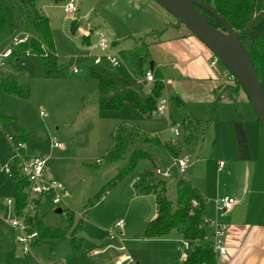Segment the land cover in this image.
Segmentation results:
<instances>
[{"label":"rangeland","instance_id":"obj_1","mask_svg":"<svg viewBox=\"0 0 264 264\" xmlns=\"http://www.w3.org/2000/svg\"><path fill=\"white\" fill-rule=\"evenodd\" d=\"M65 3L66 0H37L35 4L49 20L59 74L45 77V63L34 56H25L21 64L29 87L28 97L22 99L0 91V110L14 119L10 126L0 124V264H114L115 258L125 251L137 264H182L185 254L182 244L180 241L176 245L167 241L170 235L176 237L175 231L163 239H147L144 235L147 224L155 216L154 196L137 195L133 184L142 174L154 170L153 165L145 159L138 161L128 176L109 189L106 186L116 176V166L106 167L100 172L91 171L89 167L111 150L112 135L121 125L165 141L174 139L180 144L182 155L190 160V168L183 177L201 192L207 202L206 228L211 233L210 222L226 225L227 215L224 213L227 212L215 209L216 200L226 193L230 195V186L239 185L240 188L244 185L240 173L246 163L235 161L230 122L235 115L241 116L246 123L253 122V129L259 132V135L249 133L258 139L251 145V151L258 160L254 172V176L259 175L256 179H260L258 188L264 186V133L261 125L241 89L233 96L235 107L226 104L217 109L192 108L195 121L201 127L208 124L200 147L181 142V136L173 138L168 125L156 114L150 119L143 118L129 105L118 111H100L95 97L98 83L90 78L93 69L103 67L93 65L92 56L97 54L93 49L95 34L99 31L106 33L112 52L122 54L127 70L138 81L143 80L145 71H151L158 79L161 72L156 64L152 70L141 66L133 40L150 30L174 24L176 20L152 0H77V12L72 15L64 13ZM74 21L77 28L72 32ZM16 23L19 24L18 18ZM216 30L231 40L224 27ZM84 36H89L91 44L83 45ZM151 40L155 38L152 36ZM6 46L1 47L0 52ZM162 56L161 51L157 57ZM151 62L154 63L152 58ZM75 68L81 71L77 75L72 74ZM223 75V85L231 86L233 81L228 78L229 74L223 72ZM169 109L172 123L181 128L180 119L173 114L171 104ZM19 131L24 133L21 154L29 158H46L45 176L62 184L67 192L64 203L58 207L65 212L56 214L57 208L47 203L38 206L31 214L37 213L44 226L56 232L67 226V210L72 211L73 223L79 226L74 236L79 247L73 248L71 236L67 235L57 242L43 241L32 246L27 255L16 250V232L10 226V221L16 216V179L7 177L2 171L20 154L16 151L15 138ZM54 143L62 147L56 148ZM145 147L155 155L158 167L170 172L167 195L174 202L175 180L179 176L175 159L162 148ZM258 188L248 196L249 208L251 201L261 195ZM261 190L264 194V187ZM101 191V198L95 200ZM8 200L12 203L8 204ZM261 202H264V197L257 201V206ZM261 206L263 208L250 214L249 219L264 222V203ZM245 208L247 206L244 205ZM119 220L124 223L122 227H116ZM94 250L102 252L92 255Z\"/></svg>","mask_w":264,"mask_h":264},{"label":"trees","instance_id":"obj_2","mask_svg":"<svg viewBox=\"0 0 264 264\" xmlns=\"http://www.w3.org/2000/svg\"><path fill=\"white\" fill-rule=\"evenodd\" d=\"M196 1L209 6L234 31L247 51L264 91V0ZM36 2L37 0H0V50L17 33H23L28 37L25 43L11 45V54L0 66V91L22 99L27 98L29 94V87L25 81L21 64V59L25 57L27 52H29V56L39 58L45 63L47 68L45 77L51 78L59 74L49 20L36 8ZM197 10L214 29L223 30V26L208 11L202 8H197ZM17 18L19 24L16 23ZM76 28V21H74L71 25L72 32ZM173 30L192 35L181 23L175 21L174 24L150 30L133 40L134 48L138 52L143 68L149 67L151 63L150 46L163 42L164 38L168 36L167 33ZM152 36L155 38L154 41L151 40ZM146 38L149 40L148 42H146ZM89 42V36H84L83 44L89 45ZM119 54L124 61L122 54ZM216 64L219 71L231 75L221 62L217 60ZM146 72L142 73V77ZM90 78L98 83L95 97L100 111H118L125 105H129L141 117L149 119L155 114L158 100L164 90L161 79H155L152 83H147L144 80L138 81L130 74L126 66H120L116 69H93ZM232 85L221 84L218 88L217 97L220 98L221 94H224L232 103H236L233 96L242 88L235 79H233ZM169 101L174 109L173 114L180 119V131L183 139L181 142L194 143L195 147H200L208 124L201 127L199 122L194 121L187 106L178 97L172 96ZM13 121L14 119L5 116L0 110L1 125L10 126ZM15 138L17 143L24 145V133L22 131H19ZM112 141L111 150L94 166L89 167L91 171L100 172L106 167L116 166L117 174L108 183L106 189L113 187L128 176L135 169L138 161L145 159L153 165L154 170L145 172L133 184L137 195L154 196L155 217L145 228V238L163 239L168 237L171 231H175L180 240L189 245L182 264H217L211 244L205 240V237L211 234L206 228L208 225L206 200L200 191L182 175L175 180V201L173 202L171 197L167 195V182L169 180L155 175V170L158 168L157 159L145 147L152 145L162 148L173 159H179L183 157L180 144L175 143L172 139L165 141L155 135H143L134 132L126 125H121L114 131ZM131 145L133 147L127 153ZM22 149H18L20 155H22ZM15 179L14 211L16 216H19L27 204L26 181L18 175ZM102 192L95 196V200L101 198ZM90 204L92 205V202ZM67 211V226L56 232L46 228L37 213L27 216L26 222L30 230L38 233L34 246L43 241L57 242L70 235L73 248L79 247V241L74 237L79 226L73 223L74 213L70 210Z\"/></svg>","mask_w":264,"mask_h":264},{"label":"crops","instance_id":"obj_3","mask_svg":"<svg viewBox=\"0 0 264 264\" xmlns=\"http://www.w3.org/2000/svg\"><path fill=\"white\" fill-rule=\"evenodd\" d=\"M167 34L168 36L164 38L163 42L151 45L149 48L151 58L154 60L153 64H156L161 72L159 79L166 83L164 94L168 95L169 99L172 96L178 97L187 106L191 116V111L194 107L203 106L217 109L219 106L222 107L226 104L235 107L236 104L232 103L224 94H221L220 98L217 97V94H219L218 88L224 83L225 77L223 72L219 71L216 64L217 60L213 54L193 35L175 30ZM161 51L163 56L157 57ZM193 120L195 121L194 118ZM254 126L253 122L246 123L241 116L238 117L237 115H235L229 125V133L233 137L234 156L237 157L235 161L245 162L246 166L240 173L244 185L240 188L239 185L237 187L230 186V195L233 196L226 193L219 198H233L236 200V204L230 210L225 211L227 213H224L227 215L223 241L226 251L224 255H216L217 264H264V222L249 219L250 214L259 212L260 207L261 209L263 208L261 204L264 203L261 202L257 206V201L264 197L261 190L264 186L258 188L260 179H256L259 175L254 176L255 163L258 160L255 159V155L251 151V145L257 143L258 139L255 135L249 134L251 131L259 135V132L253 129ZM21 156L29 159L25 154ZM42 159L47 161L46 158ZM219 167L221 166L219 165ZM218 169L220 170V168ZM263 177L262 182H264ZM46 179L52 180L47 177ZM257 188L260 190L259 194L261 193V195L251 201V208H249L248 196ZM66 193V188L64 187L61 204L64 203L63 200L66 197ZM44 204L47 205V203ZM42 205H39V207ZM244 205L247 208L243 209ZM168 238L167 241L169 243L173 242L175 245L181 241L177 233L176 237L175 235H170ZM16 250L18 251V246ZM100 252L102 250H94L91 254L97 255ZM124 253L126 251L122 254ZM117 257L115 261L119 258Z\"/></svg>","mask_w":264,"mask_h":264},{"label":"built area","instance_id":"obj_4","mask_svg":"<svg viewBox=\"0 0 264 264\" xmlns=\"http://www.w3.org/2000/svg\"><path fill=\"white\" fill-rule=\"evenodd\" d=\"M63 11L67 15H72L77 12V0H66L63 7ZM96 41L93 44V49L97 52L92 56L93 65L100 66L103 65L102 69H116L120 66H125L123 59L118 52H112L111 43L108 41L105 32H97L95 34ZM27 35L23 33L15 34L10 42L7 44L5 49L0 52V66L4 64V60L11 54V45L16 43H25L27 41ZM29 56V52L25 54ZM81 71L76 68L73 69V75L79 74ZM233 81L234 76L231 74L228 77ZM143 80L147 83H152L155 81L151 71H147L143 77ZM162 81V80H161ZM164 87L166 83L162 81ZM164 91V90H163ZM170 101L169 98L162 94L161 98L158 100L155 114L159 116L168 125V129L173 135V138H179L181 136L180 128L172 123V114L169 109ZM172 141L175 142L174 139ZM16 151L23 146L19 143L16 144ZM54 147H62L59 143H54ZM18 153V152H16ZM175 164L177 166V174L182 176L186 173L190 165V160L188 157L183 156L179 159H175ZM45 164L46 160L42 158H24L20 154H17L13 159L10 166H6L3 169V173L9 178H16V175L20 176L26 181L25 194L27 197V204L23 212L19 216H15L10 221V226L16 232L15 241L18 246V251L27 255L34 242L38 238V233L36 231L30 230L29 225L26 222L27 216L32 215L39 205L44 204V202L49 203L52 208H58L62 203V193L64 191V186L57 181L47 180L45 177ZM222 166V163H220ZM155 175L159 176L165 180H168L171 176L168 170H162L158 167L155 170ZM39 202V205H37ZM8 204L12 202L7 201ZM195 205V203H193ZM236 204V200L230 197H224L216 201V210L225 212L230 210ZM32 213V214H31ZM124 223L118 221L116 227H122ZM209 225L212 226L213 230L211 234L205 237V240L211 244L213 252L215 255H224L225 247L223 244L225 237V227L220 225L218 222H210ZM186 254L189 249V245L185 241H180ZM124 251V248L121 249ZM183 255V257L185 256ZM114 264H137L131 257L124 253L122 254Z\"/></svg>","mask_w":264,"mask_h":264},{"label":"water","instance_id":"obj_5","mask_svg":"<svg viewBox=\"0 0 264 264\" xmlns=\"http://www.w3.org/2000/svg\"><path fill=\"white\" fill-rule=\"evenodd\" d=\"M198 39L227 70L234 76L250 102L256 118L264 133V91L254 65L229 25L209 6L196 0H152ZM197 8L205 9L230 35L228 40L214 29L207 19L202 17ZM153 63L149 65L152 70ZM56 214H61L58 208Z\"/></svg>","mask_w":264,"mask_h":264}]
</instances>
